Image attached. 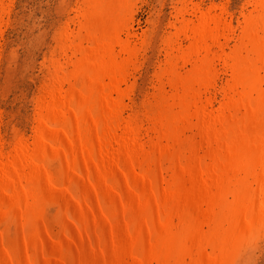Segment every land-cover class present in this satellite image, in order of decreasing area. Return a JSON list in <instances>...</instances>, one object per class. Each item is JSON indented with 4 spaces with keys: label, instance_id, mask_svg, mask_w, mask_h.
I'll use <instances>...</instances> for the list:
<instances>
[{
    "label": "bare ground",
    "instance_id": "bare-ground-1",
    "mask_svg": "<svg viewBox=\"0 0 264 264\" xmlns=\"http://www.w3.org/2000/svg\"><path fill=\"white\" fill-rule=\"evenodd\" d=\"M141 1L75 0L29 137L0 134V264H240L256 249L264 0H245L235 26L228 2L177 0L137 99Z\"/></svg>",
    "mask_w": 264,
    "mask_h": 264
},
{
    "label": "rangeland",
    "instance_id": "rangeland-1",
    "mask_svg": "<svg viewBox=\"0 0 264 264\" xmlns=\"http://www.w3.org/2000/svg\"><path fill=\"white\" fill-rule=\"evenodd\" d=\"M176 2L177 0H142L136 6L132 27L138 34L145 32L147 43V49L145 48L140 58L143 64L140 71L134 75L137 99L140 97V91L147 87L154 64L161 60L157 50L161 38L167 33L168 21H172L171 15ZM202 2L203 12L207 10L209 4L220 5L228 2V17L232 20V26H235L245 0H202ZM9 3L10 9L1 23L3 26L0 24V134L3 142L13 145L21 136L30 135L32 98L41 79L39 69L41 62L50 56L51 51L56 47L58 30L67 18L73 16L71 10L76 6V2L75 0H11ZM9 3L5 2L6 5ZM217 106L216 100L214 109ZM6 148L5 151L10 147L6 146ZM251 252L240 264H264V232L258 239L256 249Z\"/></svg>",
    "mask_w": 264,
    "mask_h": 264
}]
</instances>
